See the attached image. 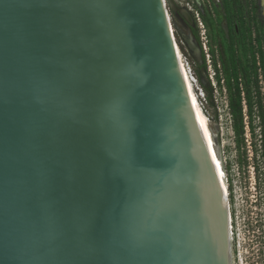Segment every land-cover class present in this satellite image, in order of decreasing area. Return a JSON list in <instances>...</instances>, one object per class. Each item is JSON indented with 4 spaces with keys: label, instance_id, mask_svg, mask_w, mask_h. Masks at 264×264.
Returning a JSON list of instances; mask_svg holds the SVG:
<instances>
[{
    "label": "water",
    "instance_id": "1",
    "mask_svg": "<svg viewBox=\"0 0 264 264\" xmlns=\"http://www.w3.org/2000/svg\"><path fill=\"white\" fill-rule=\"evenodd\" d=\"M170 27L163 0H0V264H232Z\"/></svg>",
    "mask_w": 264,
    "mask_h": 264
},
{
    "label": "rangeland",
    "instance_id": "2",
    "mask_svg": "<svg viewBox=\"0 0 264 264\" xmlns=\"http://www.w3.org/2000/svg\"><path fill=\"white\" fill-rule=\"evenodd\" d=\"M163 2L192 89L214 124L219 139L222 165L227 170L224 182L231 214L232 264H264V151L260 144L261 125L254 112V136L246 127L243 145L236 146L226 94L218 88L215 77V70L222 75L227 65L228 44L248 55L252 51L257 61L262 57L264 61L261 0ZM244 121L247 122V118Z\"/></svg>",
    "mask_w": 264,
    "mask_h": 264
},
{
    "label": "trees",
    "instance_id": "3",
    "mask_svg": "<svg viewBox=\"0 0 264 264\" xmlns=\"http://www.w3.org/2000/svg\"><path fill=\"white\" fill-rule=\"evenodd\" d=\"M234 6V3H232ZM231 37V35H230ZM197 40V36L195 35ZM201 49V47H200ZM227 65L222 75L215 70L216 84L225 91L228 112L231 117L232 131L236 138V146L244 143L246 127L254 136L253 116L258 119L260 130V144L264 151V61H259L252 51L249 55L245 51L229 46L227 48ZM204 64L205 57L202 54ZM247 118V122H245ZM227 177L226 167L223 166ZM228 183V182H227ZM230 186H228V190Z\"/></svg>",
    "mask_w": 264,
    "mask_h": 264
},
{
    "label": "bare ground",
    "instance_id": "4",
    "mask_svg": "<svg viewBox=\"0 0 264 264\" xmlns=\"http://www.w3.org/2000/svg\"><path fill=\"white\" fill-rule=\"evenodd\" d=\"M163 4H164V2H163ZM261 4H262V6H264V0H261ZM170 28H171V27H170ZM171 33H172V29H171ZM172 34H173V33H172ZM172 37H173V36H172ZM173 41H174V44H175V47H176V51H177L178 57H179V59H180V61H181V64H182V66H183V69H184V71H185V73H186V76H187V78H188V80H189L188 73H187V71H186V69H185V66H184L183 63H182V60H181V57H180V54H179V51H178L177 45H176V43H175L174 37H173ZM189 82H190V80H189ZM222 166H223V165H222ZM223 175L225 176L224 169H223ZM224 184H225V182H224ZM225 192H226V197H227V190H226V187H225ZM227 208H228V215H229L230 241L232 242V239H231V214H230V210H229L228 203H227ZM231 257H232V246H231Z\"/></svg>",
    "mask_w": 264,
    "mask_h": 264
},
{
    "label": "flooded vegetation",
    "instance_id": "5",
    "mask_svg": "<svg viewBox=\"0 0 264 264\" xmlns=\"http://www.w3.org/2000/svg\"><path fill=\"white\" fill-rule=\"evenodd\" d=\"M259 7H260V10H261V15L264 16V14H263V12H262L261 2H259Z\"/></svg>",
    "mask_w": 264,
    "mask_h": 264
}]
</instances>
